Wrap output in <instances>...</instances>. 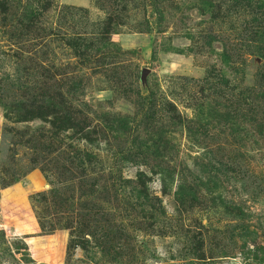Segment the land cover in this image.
<instances>
[{
    "label": "rangeland",
    "instance_id": "1",
    "mask_svg": "<svg viewBox=\"0 0 264 264\" xmlns=\"http://www.w3.org/2000/svg\"><path fill=\"white\" fill-rule=\"evenodd\" d=\"M0 264H264V0H0Z\"/></svg>",
    "mask_w": 264,
    "mask_h": 264
},
{
    "label": "trees",
    "instance_id": "2",
    "mask_svg": "<svg viewBox=\"0 0 264 264\" xmlns=\"http://www.w3.org/2000/svg\"><path fill=\"white\" fill-rule=\"evenodd\" d=\"M76 52H77L78 54H82L81 51H79V50H76ZM48 98H49V100L52 99L51 97H48ZM111 121H113V122H115V123L118 124V121H119V120H111ZM119 123H120V122H119ZM53 124H54V123H53ZM63 126L65 127L66 125L64 124ZM62 129H63V128H62ZM81 225H82V224H81ZM85 225H87V224H86V223L83 224V227H84ZM85 230H87V229H85Z\"/></svg>",
    "mask_w": 264,
    "mask_h": 264
}]
</instances>
